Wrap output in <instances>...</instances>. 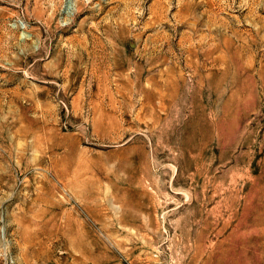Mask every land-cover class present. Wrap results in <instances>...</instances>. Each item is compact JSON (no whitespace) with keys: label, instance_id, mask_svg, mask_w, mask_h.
Masks as SVG:
<instances>
[{"label":"rangeland","instance_id":"1","mask_svg":"<svg viewBox=\"0 0 264 264\" xmlns=\"http://www.w3.org/2000/svg\"><path fill=\"white\" fill-rule=\"evenodd\" d=\"M0 264H264V0H0Z\"/></svg>","mask_w":264,"mask_h":264}]
</instances>
